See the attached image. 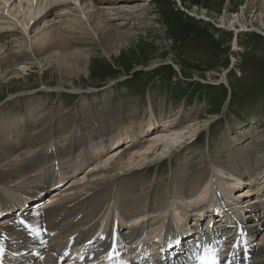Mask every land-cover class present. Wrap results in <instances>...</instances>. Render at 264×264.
Instances as JSON below:
<instances>
[{
    "label": "rangeland",
    "instance_id": "374dc122",
    "mask_svg": "<svg viewBox=\"0 0 264 264\" xmlns=\"http://www.w3.org/2000/svg\"><path fill=\"white\" fill-rule=\"evenodd\" d=\"M3 1L0 32L24 34L27 39L22 48L11 43L7 51L29 52L30 40L37 34L48 37L58 33L80 44L71 46L83 52L90 72L64 77L56 72L55 65L21 64L15 69L27 70L20 71L15 79L0 75V117L10 114L26 119L34 113L37 121L49 116L47 123L56 121L62 127L72 116L75 123L92 128L95 116L105 114L114 122L128 110L146 113L150 102L171 110L173 113L166 115L159 127L179 123L175 128H164L166 136L177 135L163 141L164 146L153 155L137 156L126 167L141 171L146 185L168 183L171 174L182 166H187L188 177L194 179L209 158L221 156L226 164L232 157L230 149L235 154L250 149L252 138L256 154L264 155V0H180L181 5L176 0H125L109 5L117 10L116 15L102 13L104 22L133 39L120 48L121 56L100 42L98 37L104 31L85 21L90 11L83 9L92 5L89 0L82 7L81 0H54L49 5L53 0H29L34 2L30 8L23 6L25 0ZM57 3L69 8L65 14ZM53 6L58 9L44 16ZM237 15L240 22L244 18L242 23L247 28L221 25L222 17ZM178 111L179 115L174 114ZM122 122L115 124L121 126ZM159 132L145 138L143 151L161 135ZM125 148L126 141H122L119 149ZM119 149L103 161L118 154ZM92 168L71 179L65 188L76 183H87V187L96 179L123 173L115 170L106 174L109 177L97 178L90 176Z\"/></svg>",
    "mask_w": 264,
    "mask_h": 264
},
{
    "label": "bare ground",
    "instance_id": "6f19581e",
    "mask_svg": "<svg viewBox=\"0 0 264 264\" xmlns=\"http://www.w3.org/2000/svg\"><path fill=\"white\" fill-rule=\"evenodd\" d=\"M25 1L24 7H32L34 2ZM89 1L92 5L83 9L90 11L85 21L95 24L97 30L104 31L98 37L100 42L111 48L114 55L121 56L123 50L120 48H124L133 39L110 28V24L104 22L101 14L116 15L114 12L117 10L110 9L108 6L119 5L126 1ZM176 1L178 5H181L180 0ZM2 2L5 3L3 0ZM53 2L54 0L48 1L47 5ZM84 4H87V0L79 2L80 7ZM57 5L61 6L62 9L59 11H64V14L69 9L66 5L59 3ZM54 7L46 11L44 16L52 14ZM56 9L58 8L54 10ZM239 17V15L229 18L224 16L220 23L228 27H234V25L246 27L242 23L244 18L240 22L241 17ZM105 28L106 30H103ZM92 30L94 31L93 26ZM23 35L0 32V75L5 78L12 76L15 79L21 75L20 71L27 70L24 67L20 68L21 70L15 69L21 64L55 65L56 72L64 77L69 76L70 73L72 75L75 72L78 74L80 71H88L87 67L90 63L82 58L83 52L80 48L74 49L71 46L80 44L70 37L65 39L58 33L55 35L50 33L48 37L43 33L37 34L33 40H30L32 48L30 51L27 50L30 53L19 51L18 48L16 52L7 51L11 43L19 47L26 43L27 39ZM113 36L117 38L116 41H114L116 38L113 40L114 44L109 41ZM7 39H10V42H7ZM86 39L91 41V37ZM89 56L85 57L89 58ZM149 104L150 108L146 110V113L144 112L145 114L138 113L137 109L128 110L114 122L105 114L103 117L95 116L91 119L92 128H87L80 122L75 123L72 116L62 127L56 121L47 123L49 116H44L37 121L34 113H30L26 119L20 118L23 120L10 114L1 116L0 215L13 214L21 210L28 199L41 198L49 189H52L54 192L52 200L50 199L51 205L46 206L42 212L48 228L52 232L57 231V233L54 232L55 236L51 239V244L60 243L63 247L72 238L75 241H87L92 237L99 222L108 220L106 224L108 231L104 235L105 241L100 244L101 249H108L107 247L117 236L119 243L123 244L128 251L129 256L123 260L124 264L127 262L153 264L154 261L159 262L157 264H166L165 261L157 260L163 252L160 251L161 247L166 248L174 244L182 235L192 234L195 237L198 234L199 236L195 237L196 240L198 243L203 242L202 238L205 234L201 235L203 232L199 230V223L196 221H200L204 213L202 201L206 193H211L214 188H217L219 197L220 193H223L221 205L228 203L234 213L238 212V215L234 216L236 220L231 223V228L237 233H242L238 239L237 235L229 230L228 234H233L232 240L227 244V241L223 242V238H219L217 241H221L220 246L228 247L235 252H242L247 248L255 253L252 264H264V155L259 156L260 153L256 154V149L252 148L255 139L252 138L250 149H242L240 152L237 150V154L230 149L232 157L226 164L221 162V156L217 159L209 158L208 163H204L200 175L194 179L188 177L190 174L186 169L187 166H182L180 170L177 168L171 174L168 183L146 185V181L141 180V171L134 168L126 169V167L131 166L137 156L140 157L143 154L145 158H148L153 155L155 150L158 151L167 140L177 135L171 132L170 137L166 136L165 133L168 131L164 128H175L180 125L167 123L168 127H159V123L166 118V115L173 112L153 102ZM179 112L174 114L179 115ZM121 120H124L121 126H116L115 123ZM104 126H106L105 131ZM158 129L161 135L155 138L151 142L153 144L145 148L144 152L145 138L157 134ZM122 141H126V148L120 150ZM117 149L120 150L119 153L112 155V152ZM142 151L143 153H140ZM109 153H112L111 156L103 161ZM87 168H92L90 176L97 178L102 175L107 177L115 170L123 173L112 178L96 179L87 187H85L87 183L82 185L76 183L65 188V182L68 183L71 179L78 177ZM66 192L71 194L65 195ZM229 194L232 199L227 196ZM189 217L196 218L190 226L187 223ZM2 220L0 236H6L8 250H12L16 245H20V231L17 229V222L10 226V220L6 222ZM227 230L221 236L226 235ZM169 233L175 234L176 237L169 238ZM200 236L202 237L198 240ZM135 238L138 241L133 242ZM15 255H17L16 252L13 256ZM53 255H55L54 252L48 253L36 264L69 263L57 257L54 258ZM164 256L168 255L164 254ZM15 260L12 258L10 261L13 263ZM178 264L184 263L181 261Z\"/></svg>",
    "mask_w": 264,
    "mask_h": 264
},
{
    "label": "water",
    "instance_id": "95a60500",
    "mask_svg": "<svg viewBox=\"0 0 264 264\" xmlns=\"http://www.w3.org/2000/svg\"><path fill=\"white\" fill-rule=\"evenodd\" d=\"M222 82H223V80H222ZM225 85H226V83H224Z\"/></svg>",
    "mask_w": 264,
    "mask_h": 264
},
{
    "label": "trees",
    "instance_id": "16d2710c",
    "mask_svg": "<svg viewBox=\"0 0 264 264\" xmlns=\"http://www.w3.org/2000/svg\"><path fill=\"white\" fill-rule=\"evenodd\" d=\"M213 112H214V111H213ZM213 112H212V113H213ZM215 112H216V111H215Z\"/></svg>",
    "mask_w": 264,
    "mask_h": 264
}]
</instances>
